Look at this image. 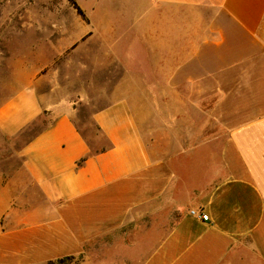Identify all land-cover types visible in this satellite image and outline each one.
I'll return each mask as SVG.
<instances>
[{
    "label": "crops",
    "instance_id": "1",
    "mask_svg": "<svg viewBox=\"0 0 264 264\" xmlns=\"http://www.w3.org/2000/svg\"><path fill=\"white\" fill-rule=\"evenodd\" d=\"M80 8L64 46L97 85L117 68L93 115L108 146L91 149L75 101L42 96L45 74H20L0 137L51 120L15 178L0 168V264H264V0Z\"/></svg>",
    "mask_w": 264,
    "mask_h": 264
},
{
    "label": "rangeland",
    "instance_id": "2",
    "mask_svg": "<svg viewBox=\"0 0 264 264\" xmlns=\"http://www.w3.org/2000/svg\"><path fill=\"white\" fill-rule=\"evenodd\" d=\"M95 2L0 0V106L13 95L18 77L23 72L45 74L47 81L41 90L42 96L47 95L54 101H75L78 108L75 124L91 149L99 151L108 146L93 121L97 109L107 103L104 88L99 84H112L118 74L117 68L106 69V78H101L97 85L94 65L81 63L78 53L73 54L69 46H64L63 41L66 34L79 30L81 24L74 3L79 7L82 3L89 8ZM50 120L49 116L43 115L20 137H0V168L3 169L5 179L11 181L17 176L21 169L20 148L44 129ZM24 183L27 185L26 180ZM32 193L31 190L25 192L24 205L31 201ZM77 262L72 258L62 263L56 261L47 264Z\"/></svg>",
    "mask_w": 264,
    "mask_h": 264
},
{
    "label": "trees",
    "instance_id": "3",
    "mask_svg": "<svg viewBox=\"0 0 264 264\" xmlns=\"http://www.w3.org/2000/svg\"><path fill=\"white\" fill-rule=\"evenodd\" d=\"M74 7H75V9L77 10V12H78L80 15H83V11H82V9H81L76 3H74ZM104 149H105V148H104ZM70 259H72V258H63V259H61V260H58V262L62 263L63 261H65V260H70ZM49 263H53V262H49Z\"/></svg>",
    "mask_w": 264,
    "mask_h": 264
},
{
    "label": "built area",
    "instance_id": "4",
    "mask_svg": "<svg viewBox=\"0 0 264 264\" xmlns=\"http://www.w3.org/2000/svg\"><path fill=\"white\" fill-rule=\"evenodd\" d=\"M192 214L197 216L199 219H201L203 221H208V219H209V216L207 214L196 213V212H192Z\"/></svg>",
    "mask_w": 264,
    "mask_h": 264
}]
</instances>
